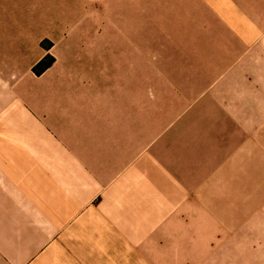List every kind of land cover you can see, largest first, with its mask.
<instances>
[{"label": "rangeland", "instance_id": "rangeland-1", "mask_svg": "<svg viewBox=\"0 0 264 264\" xmlns=\"http://www.w3.org/2000/svg\"><path fill=\"white\" fill-rule=\"evenodd\" d=\"M263 4L100 0L93 47H100L102 59L111 58L118 108L148 104L145 152L158 165L150 163L138 189L131 181H118L115 189L112 184V206L131 207L139 199L142 207L164 210L163 220L149 230V244L130 245L125 232L112 230L123 235L114 240L125 244L112 245L108 264H207L229 241L251 237L256 216L264 221V79L253 86L244 80L248 72L241 63L247 50L243 53L237 43L235 29L237 11L264 9ZM97 8L85 6L90 13ZM37 21L36 30L46 24ZM32 24L21 23L26 30ZM54 25L60 50L75 42L80 52L88 51L86 25ZM52 46L43 39L37 57L48 53L32 67L22 55L15 66L0 71L16 96L37 92L57 74L58 68L46 75L33 70L45 57L56 61ZM109 49L112 55L105 52ZM244 82L256 92L245 94ZM11 175L6 171L5 189L12 185L7 182ZM122 178L131 177L125 172ZM11 226L6 222L0 231V264H81L47 261L52 248L47 245L20 261L23 255L15 254L6 238Z\"/></svg>", "mask_w": 264, "mask_h": 264}, {"label": "crops", "instance_id": "crops-1", "mask_svg": "<svg viewBox=\"0 0 264 264\" xmlns=\"http://www.w3.org/2000/svg\"><path fill=\"white\" fill-rule=\"evenodd\" d=\"M95 4L96 13L86 12L85 6ZM99 4L100 0H0V71L15 66L22 55L32 67L48 53L37 57L43 39L53 43L50 53L56 58L44 73L58 68L43 88L24 98L16 96L0 75V231L6 222L12 225L6 238L15 254L23 255L20 261L47 245L52 247L49 262L108 264L112 245L125 244L114 240L123 235L112 230L125 232L130 245H146L149 230L164 217L163 208L142 207L139 199L131 207L112 206V184L115 189L118 181H131L138 189L150 163L158 165L145 152L148 104L118 108L112 97L111 58L102 59L100 47H93L94 28L101 21ZM25 21L33 23L29 30L21 25ZM36 21L46 24L36 30ZM59 22L86 25L88 51L82 46L80 52L75 42L67 51L60 50L54 36ZM235 29L237 43L243 53L247 50L241 63L248 72L244 80L260 84L264 9L237 11ZM105 52L112 55L111 49ZM244 86L245 94L256 92L245 82ZM6 171H12L8 189ZM125 172L131 178L123 179ZM255 218L251 237L229 241L207 264H264V221L259 215Z\"/></svg>", "mask_w": 264, "mask_h": 264}, {"label": "trees", "instance_id": "trees-1", "mask_svg": "<svg viewBox=\"0 0 264 264\" xmlns=\"http://www.w3.org/2000/svg\"><path fill=\"white\" fill-rule=\"evenodd\" d=\"M51 60L48 61L47 57H45L43 60H41L35 67L34 72L37 75H41L44 71H46L48 68H50L54 62L53 58H50Z\"/></svg>", "mask_w": 264, "mask_h": 264}]
</instances>
